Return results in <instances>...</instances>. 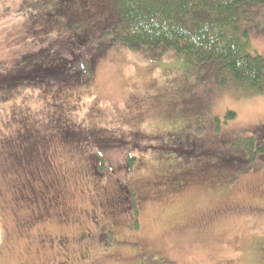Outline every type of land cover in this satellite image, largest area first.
Returning <instances> with one entry per match:
<instances>
[{
    "label": "rangeland",
    "instance_id": "1",
    "mask_svg": "<svg viewBox=\"0 0 264 264\" xmlns=\"http://www.w3.org/2000/svg\"><path fill=\"white\" fill-rule=\"evenodd\" d=\"M42 1L44 6H49L51 0ZM21 2L24 0H0V70L8 66L15 70L21 65L22 54L34 52L38 47L57 52L67 40L63 27L50 29L48 33L27 31L30 28L39 30V27L26 11L19 12ZM44 9L46 7L39 12ZM45 15L44 11L42 16ZM44 20L45 17L36 23L40 26ZM106 29L110 30L109 20L103 21L96 33L102 47L110 49L109 55L106 59L99 58L90 89L73 87L79 84L72 86L74 78L71 75L54 74L50 82L36 89H26L23 84L22 89L15 90L12 100L0 104V145L10 138L21 119L35 120L36 131L54 134L58 112L66 114L61 119L67 128L79 132L88 129L89 133L93 129L88 138L79 142L73 141L74 138L67 141L65 134L70 129L57 131L64 133V137L52 142L38 158L35 152L20 162L8 157L9 173L3 178L0 171V191L4 194L3 201L6 200L3 203L0 198V235L1 230H11L18 220L4 208L9 206L7 200H12L15 193L12 192L16 188L21 190L20 185L25 180L27 191L36 190L43 183L54 185L58 179L52 178L60 175L66 179L62 185L63 180L59 178V189L66 192L63 194L73 209L68 217L74 226L59 224L58 232L75 237V231L84 230L82 225L90 224L83 220H90V216L93 219L94 215L100 224L106 221L108 224L112 220L110 217L116 216L124 220L126 228L122 233H114L118 225L111 227V232L102 239L107 248L93 233L94 238L88 241L87 247L72 248L70 264H264V153L261 162L242 170L234 183H219L205 177V161L175 158L173 151L157 145L159 138L150 135L160 134L165 129L166 119L162 120L159 101L161 90L167 91L169 87L176 91L186 86L187 95L196 96L201 102L207 94L206 89L214 91L209 89L211 82L204 79L209 69L193 63L185 53L169 52L163 57L151 58L115 42L112 31L104 34ZM254 39L253 50L264 56V43L255 35ZM61 54L59 57L63 60L79 61L80 55H72L68 50ZM84 87L89 85L86 83ZM57 100L60 103H56ZM138 107L143 109V114L134 119ZM228 113H233L234 117H229ZM195 117L194 130L209 141L201 139L195 151L212 148L210 139H219L215 142L219 147L218 144H225L221 139L236 136L250 138L256 146L264 148V96L256 98L239 90H220L202 102ZM53 134L52 137H59ZM96 134L108 136L119 145L104 147L98 143ZM99 162L104 163L100 176L96 166ZM206 162L214 163L211 158ZM52 169L54 172L50 174ZM214 169L226 170V166L218 163ZM192 174H196L197 181L192 186L182 187V181ZM126 184L130 193L127 198ZM179 187L182 188L177 190ZM132 196L142 200L135 208L137 225L132 223L135 212L129 203ZM99 198L102 207L107 209L105 213L96 202ZM27 211L30 210L17 207L19 218L26 216ZM1 239L0 264H54L60 256L52 248L37 251L30 247L28 250L29 246L16 238L12 244L8 242L10 248L7 249ZM139 243L145 245L144 254L149 257L136 256L134 248L135 245L140 247ZM117 246L123 248L109 249ZM86 255L90 256L86 261L77 260Z\"/></svg>",
    "mask_w": 264,
    "mask_h": 264
},
{
    "label": "trees",
    "instance_id": "2",
    "mask_svg": "<svg viewBox=\"0 0 264 264\" xmlns=\"http://www.w3.org/2000/svg\"><path fill=\"white\" fill-rule=\"evenodd\" d=\"M21 3L18 4L19 12L22 14L26 11L35 25L39 27V30L30 28L27 31L36 34L38 31L48 33L50 29L63 27L66 31L67 40L62 47L63 49L57 50V52H52L44 46L38 47L34 52L23 53L20 57L21 65L15 70L10 66L0 70V104L12 100V97L16 96V94L14 95L15 90L22 89L23 84L26 85V89L30 87L36 89L42 84L50 82V77L54 78V74L62 76L61 73H63L66 77L71 75L74 78L72 86L75 83L79 84L73 87L83 86V90L90 89L99 58L106 59L110 50H107V46L102 47L104 45L98 41L99 34L96 33V30L103 21L109 20L110 30L106 29L104 34L112 31L115 42L151 58H160L169 52L174 54L185 53L193 63L207 67L214 75L213 78L209 71L205 73L207 77L204 76V79L207 78V82H211L208 86L214 91L206 89L207 94L205 93L201 102L199 98L195 99L196 96L187 95L186 86L182 87L181 91H173L169 87L166 89L167 91L161 90L159 101L162 103L163 109L162 117L164 118L162 120L165 121L166 119L165 129L160 134L155 132V134H150L160 139H158L159 144L157 145L173 151L175 158L202 159L205 161V177L219 183L228 181L227 184H232L237 180L242 170L261 162L264 148L256 146V142L250 138L245 140L239 136L231 137L228 140L221 139L220 142L224 141L225 144L224 146L218 144L219 147L215 143L219 139H210L212 148L195 151L201 139L207 143L209 141H206L198 131L194 130L196 128L194 124H196L195 116L202 102L211 96V93H219L220 90L226 92L239 90L245 92L249 97L264 96V56L254 51L252 45V40L255 41L254 35L264 43V0H51L49 6H44L42 0H24ZM45 7L43 12H39ZM44 11L46 15L42 16ZM44 17V23L42 22L39 26L36 21L41 22ZM63 50H68L75 56L80 55L78 63L61 59L59 56L62 55ZM86 52L89 53V56L86 55ZM150 66L153 68L152 63ZM151 67L149 68L150 71ZM48 72L53 74L50 75ZM65 80L69 81L67 78ZM86 83L89 85L87 88L84 87ZM56 103H60V101L57 100ZM58 113L54 134L51 131L47 133L36 131L34 128L35 120L32 122L28 119H21L20 124L13 129L12 137L10 136L5 143L0 145L1 177H6L10 171L8 157L13 161L17 159L20 162L31 154L34 155L35 152L38 158L41 152H46L50 148L52 142H57L64 137V133L58 134L57 131L72 127H65L63 125L64 120L61 118L66 114ZM142 114L143 109L138 107L134 119L140 118L138 116H142ZM228 116L233 118L234 114L228 113ZM90 131L93 132V129ZM90 133L88 129L86 132L70 129L65 135L67 141L74 138L73 141L79 142L88 138ZM51 134L59 135L60 138L58 136L52 137ZM68 137L70 138L68 139ZM96 137L98 143L104 147L119 145L108 136L96 134ZM33 145H36L37 148ZM129 158L134 161L133 158ZM208 158L214 161L212 165L210 162H206ZM218 163L225 165L226 170L214 169ZM96 166L100 171V176L104 171V163L99 162ZM38 168L37 172H39ZM196 181V174H192L190 178L182 181L181 186L186 187L189 184L192 186ZM26 185L25 180L20 185L21 190L16 188L12 192L15 193H11V202L7 200L9 206H4L11 212L13 219H18L11 230L8 228L1 230L0 237L4 239L3 245L7 249L10 248L9 243L12 244L16 239H19L24 241L30 250L31 244L40 238L38 235L31 241L30 239L27 240L22 236L24 231L38 229L39 226H42L40 216L47 211L53 210L60 215L62 212L60 201L63 202L64 200L69 205L66 195L62 194L58 184V189L54 184V189L48 187L49 191L43 188L27 191ZM126 186V196H124L127 198L130 193L129 186L127 184ZM22 188L26 190H22ZM122 188L121 192L123 193ZM10 189L8 193L11 192ZM2 192L0 191L1 201H3L4 196ZM123 200L126 199L123 198ZM139 201L142 200H135L133 196L129 200V203H132L133 212L135 211L133 213L135 220L133 219L132 222L135 225H137L135 208ZM28 206L30 211L26 212V216L19 218L17 207L25 208ZM110 219L112 220L106 231L107 234L111 232V227L114 225H118L114 233H122L126 230L123 227L124 220L120 221L116 216H111ZM82 232L76 237H69L66 240L67 245L65 246L69 249V255L59 256L58 262H62L60 264H68V262L70 264V252L73 247L87 245L76 243L85 238L82 237ZM35 234L36 232L33 231L32 235ZM96 238L98 239V237ZM100 240L98 239L99 242ZM139 248L141 249V247ZM0 253H3L2 248ZM144 256L149 257L148 254ZM89 257L86 255L82 259H78V257L77 260L83 262ZM150 257L154 258L155 256ZM167 261L165 259V262ZM55 263L57 264V259Z\"/></svg>",
    "mask_w": 264,
    "mask_h": 264
},
{
    "label": "flooded vegetation",
    "instance_id": "3",
    "mask_svg": "<svg viewBox=\"0 0 264 264\" xmlns=\"http://www.w3.org/2000/svg\"><path fill=\"white\" fill-rule=\"evenodd\" d=\"M43 171L46 172L45 170H43ZM53 172H54V169L51 170L50 174H53ZM59 178L61 180H63V178L60 175H59ZM59 178L54 175L52 180H57L58 179L57 180V184L59 185V183H60V179ZM65 182H66V179L62 181V185H64ZM54 184H56V181H54ZM48 187H52L53 188V184H48L47 185V184L43 183V186L42 185L40 186V188H43L46 191H49ZM60 191L62 192V194L66 193L63 190H60ZM102 198L103 199H107L106 197H102ZM100 200H101V198H99L96 202H98L99 205L101 206V208H103L102 207V203H101ZM60 206L62 208V212H61L60 215L57 214L53 210L51 212L50 211H47V212L45 211L46 213H44L43 215L40 216V218H41L40 224L42 223V226H39L38 229L37 228L29 229V230L27 229L26 231H24L22 236L24 238H27V240L30 239V241H31L33 238H36L39 235L38 238H40V239L35 240L31 244V246L34 248V250L45 251L46 248H52V249H56L57 254H59L62 257H65V256L69 255V253H68L69 249L65 245H67L66 244L67 243L66 240H68V238L70 236L68 234H66L65 232H63V231H60V229H59L60 232H58V225L62 224L64 226H74V224L72 223L73 220H71L68 217V214H69L70 210H73V209H72V207L70 205H67L64 200H63V202L60 201ZM105 210H107V209H104V213L106 212ZM83 221L84 222H88L89 221L90 224L82 225V227H85L84 232H82L83 229H79V230H77L75 232H76V236H77V234L82 232V237H85V238L84 239H80L77 243L78 244H82L83 243L85 245L88 243V241H91V239L94 238V237H92L93 233H95L97 235L98 239H102L107 234L106 231H107L108 226L110 225V222H111V221H109L108 224H107V221H106L105 223L100 224L99 222H97L98 220L96 219L95 215H94L93 219H92V216H90V220L84 219ZM80 222H78V223H80ZM92 228H95L96 230L94 231V229H92ZM33 231L36 232L35 235H32ZM57 243H59V244H57ZM139 245H140V247H142V249H140L137 245H135L134 250L137 252L136 256L142 257V256L145 255L144 254L145 245L140 244V243H139ZM79 247H82V246L79 245ZM84 247H87V246H84ZM84 247H82V248H84ZM122 248H123V246H117L115 248H109V249L117 251L118 249H122ZM110 256L115 257V258H123V257H121L119 255H115V254H110ZM117 256H119V257H117ZM59 260L60 259H57V264L62 263V262H58ZM68 264H69V262H68Z\"/></svg>",
    "mask_w": 264,
    "mask_h": 264
}]
</instances>
